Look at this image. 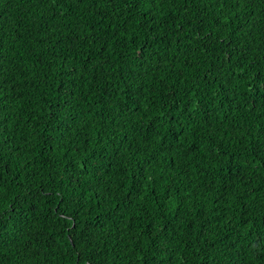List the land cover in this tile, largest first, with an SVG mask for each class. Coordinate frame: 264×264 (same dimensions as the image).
Returning a JSON list of instances; mask_svg holds the SVG:
<instances>
[{
	"label": "trees",
	"instance_id": "obj_1",
	"mask_svg": "<svg viewBox=\"0 0 264 264\" xmlns=\"http://www.w3.org/2000/svg\"><path fill=\"white\" fill-rule=\"evenodd\" d=\"M85 262L264 264V0H0V264Z\"/></svg>",
	"mask_w": 264,
	"mask_h": 264
},
{
	"label": "snow or ice",
	"instance_id": "obj_2",
	"mask_svg": "<svg viewBox=\"0 0 264 264\" xmlns=\"http://www.w3.org/2000/svg\"><path fill=\"white\" fill-rule=\"evenodd\" d=\"M147 10V9H146ZM81 259H83V257H81ZM85 264H88V262H85Z\"/></svg>",
	"mask_w": 264,
	"mask_h": 264
}]
</instances>
